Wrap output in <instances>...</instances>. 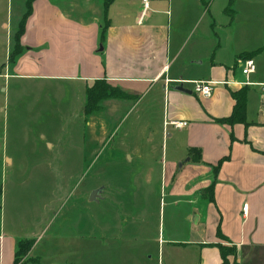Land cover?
<instances>
[{
	"label": "crops",
	"instance_id": "obj_1",
	"mask_svg": "<svg viewBox=\"0 0 264 264\" xmlns=\"http://www.w3.org/2000/svg\"><path fill=\"white\" fill-rule=\"evenodd\" d=\"M143 1L112 0L106 7L105 0H36L21 39L24 51L14 62L9 60L14 36L27 10L11 26L3 24L10 33L1 90L7 92L11 78H28L50 85L59 98L66 85L78 87L86 102V88L106 80L134 100L112 99L103 106L118 110L128 103L131 111L155 92L150 103L159 104L161 124L151 141L150 136L146 144L137 142L124 157L130 163L147 157L171 203L185 204V237L163 241L195 251V264H222L218 244L237 248L232 262L264 264V19L252 16L240 24L235 9L228 15L226 8L219 26L214 17L206 23L212 35L202 26L216 0H147V9ZM247 59L257 65L248 79L241 70ZM195 81L218 83L210 99L194 94ZM179 85L192 94L174 90ZM244 88L247 124L221 123L234 112L232 92ZM174 121L188 126L176 129L170 125ZM13 164L5 156L1 171ZM212 185L214 203L207 192ZM3 197L0 185V264H15L19 243L33 239L32 254L37 235L23 236L19 224L7 223ZM99 229L106 234L108 228L99 224Z\"/></svg>",
	"mask_w": 264,
	"mask_h": 264
},
{
	"label": "rangeland",
	"instance_id": "obj_2",
	"mask_svg": "<svg viewBox=\"0 0 264 264\" xmlns=\"http://www.w3.org/2000/svg\"><path fill=\"white\" fill-rule=\"evenodd\" d=\"M23 4L0 0V68L9 62L10 28L3 24L15 23L26 10ZM228 6V0L212 3L205 33L213 35L206 23L214 17L219 26ZM233 8L240 24L252 16L264 19V0H235ZM8 82L3 93L0 80V165L5 156L14 164L5 172L0 166L4 215L8 224L20 225L23 236L37 235L34 253L20 264H195V251L163 241L185 237L182 199L171 203L147 157L133 163L124 157L137 142L146 144L150 136L151 141L161 124L159 104L150 103L155 92L132 111L128 103L118 110L107 105L88 118L78 87L66 85L59 98L38 80ZM102 188L101 200L91 201L92 192ZM99 224L108 228L106 234Z\"/></svg>",
	"mask_w": 264,
	"mask_h": 264
},
{
	"label": "trees",
	"instance_id": "obj_3",
	"mask_svg": "<svg viewBox=\"0 0 264 264\" xmlns=\"http://www.w3.org/2000/svg\"><path fill=\"white\" fill-rule=\"evenodd\" d=\"M36 0H27L26 3V14L21 21L18 31L16 35L14 36V51L12 54H10L9 60L13 59L15 60L20 54L23 52V46L21 44V39L25 34V26L27 19L31 16L33 13V4ZM112 0H105L106 7L109 6L110 2ZM233 5L234 0H230L229 6L227 7L226 12L228 14L233 12ZM107 23L105 26V30L107 29ZM104 39V36L102 37ZM248 89L244 88L243 90L239 92H232V97L236 101V106L234 108L233 114L227 118L220 121L223 124H229V125H235V124H247L246 123V95H247ZM134 100V97L124 92L122 89H120L118 86L114 85L113 83H110L106 80H98L95 81L91 86H88L86 88V102L84 105V114L86 117H90L93 114L99 112L106 101L108 100ZM195 151H192L194 153ZM220 166V165H219ZM219 167L215 169V171H218ZM208 196L210 202L214 203V185H212L208 190ZM218 237L222 240H226V238L222 235L221 231H218ZM35 245V242L33 240H25L21 241L18 245V253L16 255L15 264H20V261L25 259L29 253H31L33 247ZM218 249L220 251V255L222 258V264H237L236 261L232 262L230 259L237 257V248L235 246H227L218 244Z\"/></svg>",
	"mask_w": 264,
	"mask_h": 264
},
{
	"label": "built area",
	"instance_id": "obj_4",
	"mask_svg": "<svg viewBox=\"0 0 264 264\" xmlns=\"http://www.w3.org/2000/svg\"><path fill=\"white\" fill-rule=\"evenodd\" d=\"M143 3L145 5V9H147L149 6V2L147 0H144ZM241 70H242V75L248 79L252 74L256 73L257 71L256 62L253 59L244 60L241 66ZM217 84L218 83L212 81H195L192 82L193 92L202 99H210L214 93V89ZM250 84L251 83L249 82H245V85H250ZM261 90L264 93V85H261ZM170 125H172L176 129H182L184 127H187L188 123L183 121H174L171 122ZM243 211L245 213L248 211V205L244 206Z\"/></svg>",
	"mask_w": 264,
	"mask_h": 264
},
{
	"label": "water",
	"instance_id": "obj_5",
	"mask_svg": "<svg viewBox=\"0 0 264 264\" xmlns=\"http://www.w3.org/2000/svg\"><path fill=\"white\" fill-rule=\"evenodd\" d=\"M174 90L179 91L181 93H185V94H190V95L192 94V91L186 89L184 87V85H179L177 87H174ZM102 191H103V189H97V190L93 191L91 194V201L98 200L101 197L100 194L102 193ZM195 220H196V218H195Z\"/></svg>",
	"mask_w": 264,
	"mask_h": 264
}]
</instances>
